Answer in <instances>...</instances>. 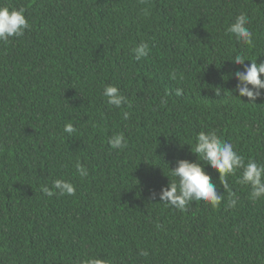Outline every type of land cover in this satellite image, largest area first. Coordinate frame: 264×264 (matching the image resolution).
Returning <instances> with one entry per match:
<instances>
[{
	"label": "trees",
	"instance_id": "1",
	"mask_svg": "<svg viewBox=\"0 0 264 264\" xmlns=\"http://www.w3.org/2000/svg\"><path fill=\"white\" fill-rule=\"evenodd\" d=\"M0 6L24 8L31 26L0 42V264H75L81 257L264 264V198L249 199L250 186L237 183L239 170L228 178L235 208H227L228 192L207 165L223 196L220 207L194 201L180 212L158 197L172 179L168 166L196 160L191 150L201 131H216L264 164V94L252 104L233 91V74L243 66L229 60L241 54L264 61V0H0ZM144 8L147 17L139 15ZM241 13L250 20L252 48L226 32ZM142 40L150 52L136 61L131 49ZM172 71L183 80L171 79ZM108 84L131 106L108 105L102 95ZM68 122L76 133H64ZM116 133L127 140L122 150L107 143ZM77 161L87 177L77 173ZM58 178L71 181L74 196L42 193ZM139 249L149 255L139 256Z\"/></svg>",
	"mask_w": 264,
	"mask_h": 264
},
{
	"label": "clouds",
	"instance_id": "2",
	"mask_svg": "<svg viewBox=\"0 0 264 264\" xmlns=\"http://www.w3.org/2000/svg\"><path fill=\"white\" fill-rule=\"evenodd\" d=\"M24 8L10 9L7 6H0V42L8 43L12 38H18L24 35L25 30H30V24L24 15ZM150 14L149 9L140 10L139 15L147 17ZM249 17L245 13L235 17L226 29L239 43L248 48L254 47V33L249 29ZM150 52L149 43L140 41L132 49L131 53L136 61L148 56ZM259 56V55H258ZM255 59H248L244 55H234L230 61L236 65H242L243 71H236L233 76L236 80L233 91L238 93L240 97H247L249 103L256 104L257 98L261 97L264 92V61L257 62ZM245 60L250 63L245 64ZM173 80H183V75L176 71L170 73ZM221 89L215 88L217 96L220 95ZM177 96L183 95V89L175 90ZM102 95L106 98L108 105L116 109L122 107H130L128 98L122 94L120 89L108 84L104 87ZM232 95V94H231ZM233 96V95H232ZM162 103L167 100L162 97ZM124 119H128L129 113L122 112ZM64 133L72 135L77 129L71 122L63 127ZM109 147L115 150H122L127 146V140L123 133L112 135L107 141ZM195 154L196 160L190 162L187 159H178L174 168H169L168 184L161 187L158 197L159 201L166 207H171L180 212H185L190 203L194 201H203L209 204L213 209L220 207L223 196L218 194L217 185L212 183V177L205 171L204 165L218 173V179L223 189L228 192L227 208H235L238 204V197L229 186L228 178L236 175L239 170L240 175L237 177V183L250 186L249 199L253 202L264 198V164L258 163L253 158H246L239 153L234 145L220 135L216 131H201L195 137V143L191 150ZM77 173L81 178L89 175L88 169L77 161L75 164ZM41 191L48 197L53 196H74L75 186L67 179H54L51 187L41 186ZM151 198L155 199L157 193L152 192ZM159 230L162 226L157 224ZM138 255L146 257L149 255L146 249H139ZM75 264H113L111 260L99 257H81Z\"/></svg>",
	"mask_w": 264,
	"mask_h": 264
}]
</instances>
